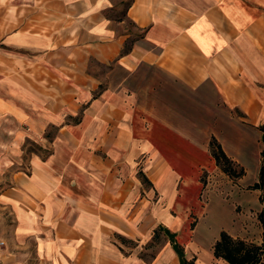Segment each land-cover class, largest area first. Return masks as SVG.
Wrapping results in <instances>:
<instances>
[{"label":"crops","instance_id":"obj_1","mask_svg":"<svg viewBox=\"0 0 264 264\" xmlns=\"http://www.w3.org/2000/svg\"><path fill=\"white\" fill-rule=\"evenodd\" d=\"M262 124L264 0H0V264H230L201 172Z\"/></svg>","mask_w":264,"mask_h":264},{"label":"rangeland","instance_id":"obj_2","mask_svg":"<svg viewBox=\"0 0 264 264\" xmlns=\"http://www.w3.org/2000/svg\"><path fill=\"white\" fill-rule=\"evenodd\" d=\"M254 149L253 144L250 146V155L254 153ZM25 150V152L33 153L39 151V148L32 141L25 144ZM233 166L236 174L243 168L237 163ZM242 175H229L217 164L203 169L201 172L200 202L203 205H214L215 203H222L223 206L230 205L236 213L234 225L237 229L232 231L233 237L260 245L264 241V188H255L256 182L243 183L239 181ZM251 178L252 175L248 174V179ZM232 188H236L237 192ZM208 210L203 225L207 229L206 235L210 237L211 233H215L221 223L227 221L229 213L227 210L222 211L215 206H210ZM194 218L195 216L192 215V222H194ZM262 260L261 264H264V254Z\"/></svg>","mask_w":264,"mask_h":264},{"label":"trees","instance_id":"obj_3","mask_svg":"<svg viewBox=\"0 0 264 264\" xmlns=\"http://www.w3.org/2000/svg\"><path fill=\"white\" fill-rule=\"evenodd\" d=\"M262 141L264 143V124L261 125ZM210 151L214 157L216 164L223 171L232 176H240L244 174V169L241 168L236 174L234 166L236 162L231 159L224 151L221 143L215 136L210 139ZM255 188H264V149L261 153V165L258 181L254 184ZM172 239L175 250L180 256L181 264H194V260H189L186 257L184 247L175 239V234L166 230ZM264 254V241L262 244L249 243L243 239L234 238L226 230H222L219 238L214 244V255L217 258H222L230 264H261Z\"/></svg>","mask_w":264,"mask_h":264},{"label":"built area","instance_id":"obj_4","mask_svg":"<svg viewBox=\"0 0 264 264\" xmlns=\"http://www.w3.org/2000/svg\"><path fill=\"white\" fill-rule=\"evenodd\" d=\"M5 242L3 240H0V246L4 245Z\"/></svg>","mask_w":264,"mask_h":264}]
</instances>
